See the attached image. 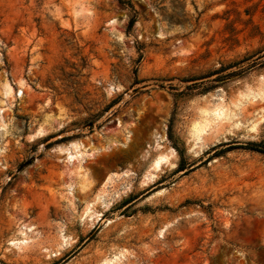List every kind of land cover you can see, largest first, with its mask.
<instances>
[{
    "label": "rangeland",
    "instance_id": "rangeland-1",
    "mask_svg": "<svg viewBox=\"0 0 264 264\" xmlns=\"http://www.w3.org/2000/svg\"><path fill=\"white\" fill-rule=\"evenodd\" d=\"M250 142L264 0H0V264H264Z\"/></svg>",
    "mask_w": 264,
    "mask_h": 264
},
{
    "label": "bare ground",
    "instance_id": "bare-ground-1",
    "mask_svg": "<svg viewBox=\"0 0 264 264\" xmlns=\"http://www.w3.org/2000/svg\"><path fill=\"white\" fill-rule=\"evenodd\" d=\"M223 107L221 106H217L213 112L216 114V115H221V113H224V110H222ZM206 112L208 113V111L206 110ZM205 122V121H204ZM202 123V122H201ZM201 123H196L194 125V134L196 136H199L200 133L204 130V124H201ZM206 123V122H205ZM206 125V124H205ZM164 141V137L162 136L158 142V146L161 147L162 146V142ZM72 156V155H71ZM165 160H167V155H164V154H161L159 155L155 162H154V168L157 169L160 167V165L162 164V162H164ZM153 178V177H152ZM109 179V178H108ZM65 240V239H64ZM113 262V261H112ZM105 264H110V260H107L105 262Z\"/></svg>",
    "mask_w": 264,
    "mask_h": 264
},
{
    "label": "trees",
    "instance_id": "trees-1",
    "mask_svg": "<svg viewBox=\"0 0 264 264\" xmlns=\"http://www.w3.org/2000/svg\"><path fill=\"white\" fill-rule=\"evenodd\" d=\"M135 17H132L130 19V22H129V26L132 27L134 22H135ZM226 68L222 67L220 68L219 70H217L216 72H222L223 70H225ZM240 72H237L236 70H233L231 72H228L227 74H223L224 75H227V76H232V75H236V74H239ZM250 145H251V148L254 149V150H257V151H260L262 153H264V144H261V143H256V142H250ZM183 169V168H181Z\"/></svg>",
    "mask_w": 264,
    "mask_h": 264
}]
</instances>
